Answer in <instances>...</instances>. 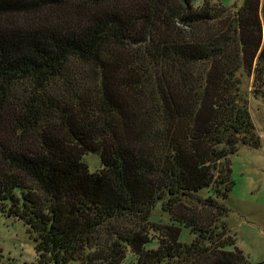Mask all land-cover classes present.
<instances>
[{"label":"trees","instance_id":"16d2710c","mask_svg":"<svg viewBox=\"0 0 264 264\" xmlns=\"http://www.w3.org/2000/svg\"><path fill=\"white\" fill-rule=\"evenodd\" d=\"M196 2L0 0V212L38 264H252L225 201L261 145L264 0Z\"/></svg>","mask_w":264,"mask_h":264},{"label":"rangeland","instance_id":"374dc122","mask_svg":"<svg viewBox=\"0 0 264 264\" xmlns=\"http://www.w3.org/2000/svg\"><path fill=\"white\" fill-rule=\"evenodd\" d=\"M217 1L227 6H240L243 0ZM202 3L203 0H198L196 5ZM238 75L241 93L248 99L249 111L255 131L261 137V145L253 147L240 143L238 151L230 155L234 184L230 197L225 201L229 208L226 220L232 235L236 236L237 246L255 264L258 246L264 243V93H256L259 91L255 90L257 84L254 74L241 71ZM84 160L91 171L103 167L97 153L86 154ZM205 193L203 191L201 195L205 196ZM152 220L163 223L169 221L160 203L153 210ZM192 238L193 235L184 227L182 240L188 242ZM38 261L39 256L28 226L21 219L0 212V264H38Z\"/></svg>","mask_w":264,"mask_h":264},{"label":"crops","instance_id":"0c3cea01","mask_svg":"<svg viewBox=\"0 0 264 264\" xmlns=\"http://www.w3.org/2000/svg\"><path fill=\"white\" fill-rule=\"evenodd\" d=\"M263 221H264V216H263ZM263 227H264V223H263ZM257 255L255 256V264H264V243L263 245H259L258 246V253H256Z\"/></svg>","mask_w":264,"mask_h":264}]
</instances>
